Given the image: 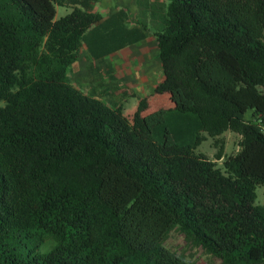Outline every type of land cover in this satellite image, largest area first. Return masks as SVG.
Wrapping results in <instances>:
<instances>
[{"label":"trees","instance_id":"trees-1","mask_svg":"<svg viewBox=\"0 0 264 264\" xmlns=\"http://www.w3.org/2000/svg\"><path fill=\"white\" fill-rule=\"evenodd\" d=\"M138 5L162 80L127 119L67 80L98 13L0 0V264H264V0Z\"/></svg>","mask_w":264,"mask_h":264},{"label":"crops","instance_id":"crops-1","mask_svg":"<svg viewBox=\"0 0 264 264\" xmlns=\"http://www.w3.org/2000/svg\"><path fill=\"white\" fill-rule=\"evenodd\" d=\"M54 1L55 16L56 6L66 8V14L79 8L101 16L83 34L79 55L67 72L68 82L109 107H120L123 115L129 111L131 117L124 116L131 119L139 99L162 80L149 11L138 5L155 0Z\"/></svg>","mask_w":264,"mask_h":264},{"label":"rangeland","instance_id":"rangeland-1","mask_svg":"<svg viewBox=\"0 0 264 264\" xmlns=\"http://www.w3.org/2000/svg\"><path fill=\"white\" fill-rule=\"evenodd\" d=\"M67 9L63 7L56 6V16L55 19H59L66 14ZM261 91L264 93V88H261ZM129 111L125 112V116H127ZM251 111H247L245 114V118L247 120L252 119L250 116ZM131 117V116H127ZM221 144L223 145V157H228L235 154L238 150V142L239 136L231 131L225 132L222 136L218 137ZM214 139L207 137L204 142L196 149V153L204 154L209 160L215 162L217 167H222V160H216L215 155L218 152V148L215 147ZM255 205H264V186H259L256 189V199ZM170 245H173L176 251H182L185 256L193 263V264H219L215 259L211 256L203 253L198 249H194L186 245V243L182 242L180 239L176 237V235L170 237L168 240Z\"/></svg>","mask_w":264,"mask_h":264}]
</instances>
